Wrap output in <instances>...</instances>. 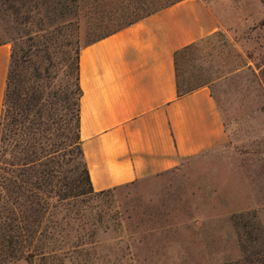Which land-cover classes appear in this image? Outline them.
Returning a JSON list of instances; mask_svg holds the SVG:
<instances>
[{
	"label": "rangeland",
	"instance_id": "374dc122",
	"mask_svg": "<svg viewBox=\"0 0 264 264\" xmlns=\"http://www.w3.org/2000/svg\"><path fill=\"white\" fill-rule=\"evenodd\" d=\"M135 1L151 0H84L77 26L53 28L47 22L60 21L54 0H37L30 22L23 20V7L13 10L9 0H0V42L28 31L50 38L60 72L73 87L76 42L83 45L119 27ZM209 1L219 16L237 17L251 7L244 0ZM99 17L103 21L94 25ZM39 18L48 29L38 30ZM239 30L205 38L178 58L183 88L209 85L229 143L101 196L71 200L83 223L101 225L98 253L85 264H242L245 251L264 241V85L253 67L232 73L244 63L243 52L255 67L263 65L264 20ZM58 108L51 104L56 116ZM70 129L74 136V120Z\"/></svg>",
	"mask_w": 264,
	"mask_h": 264
},
{
	"label": "crops",
	"instance_id": "0c3cea01",
	"mask_svg": "<svg viewBox=\"0 0 264 264\" xmlns=\"http://www.w3.org/2000/svg\"><path fill=\"white\" fill-rule=\"evenodd\" d=\"M243 3L251 7L236 17L219 16L209 0H179L81 47L79 137L94 191L175 168L229 143L209 85L186 91L176 62L183 50L227 28L262 24L261 0ZM10 54L11 45L1 43L0 119ZM243 57L232 73L253 67L258 76L264 63L255 67Z\"/></svg>",
	"mask_w": 264,
	"mask_h": 264
},
{
	"label": "trees",
	"instance_id": "16d2710c",
	"mask_svg": "<svg viewBox=\"0 0 264 264\" xmlns=\"http://www.w3.org/2000/svg\"><path fill=\"white\" fill-rule=\"evenodd\" d=\"M82 1L54 0L60 21L47 23L53 28L77 26ZM177 1H135L123 24L91 41ZM38 5L37 0H9V8L25 9V22H30L31 10L38 12ZM102 21L99 17L93 24ZM37 23L38 30L48 29L42 18ZM1 43L11 45V54L0 119V264L17 260L29 264H85L88 255L98 253L102 241L96 233L101 225L83 223L79 213L72 212L75 201L71 200L91 194L101 196L116 187L93 190L81 148L78 59L84 44L75 45L71 87L67 73H61L55 61L50 38L28 31ZM259 76L264 85V66ZM51 104H58L57 116L51 112ZM72 120L74 136H69ZM107 229L105 226L102 232ZM258 247L245 251L242 264H264V241Z\"/></svg>",
	"mask_w": 264,
	"mask_h": 264
}]
</instances>
